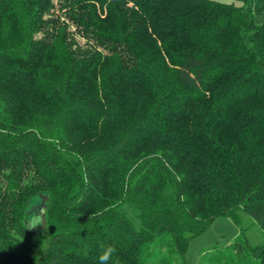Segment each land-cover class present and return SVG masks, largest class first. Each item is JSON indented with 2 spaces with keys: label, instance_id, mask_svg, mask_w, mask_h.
<instances>
[{
  "label": "trees",
  "instance_id": "trees-1",
  "mask_svg": "<svg viewBox=\"0 0 264 264\" xmlns=\"http://www.w3.org/2000/svg\"><path fill=\"white\" fill-rule=\"evenodd\" d=\"M240 1L0 0V264H186L219 217L240 233L198 264H264V0Z\"/></svg>",
  "mask_w": 264,
  "mask_h": 264
},
{
  "label": "rangeland",
  "instance_id": "rangeland-1",
  "mask_svg": "<svg viewBox=\"0 0 264 264\" xmlns=\"http://www.w3.org/2000/svg\"><path fill=\"white\" fill-rule=\"evenodd\" d=\"M226 4H233L241 6L240 0H217ZM257 23L262 24V16H257ZM244 226H250L252 223L251 218L243 214ZM240 233V229L228 217H219L213 224L202 234L190 240L186 250V264H198V257L203 249L212 246L225 247L229 245L232 240ZM251 242L253 244H262L264 236L257 226H251L247 231Z\"/></svg>",
  "mask_w": 264,
  "mask_h": 264
},
{
  "label": "clouds",
  "instance_id": "clouds-1",
  "mask_svg": "<svg viewBox=\"0 0 264 264\" xmlns=\"http://www.w3.org/2000/svg\"><path fill=\"white\" fill-rule=\"evenodd\" d=\"M41 223L39 218L36 219L35 223H30L32 227L37 226ZM97 264H120L118 249L115 244L108 243L101 246L99 249V255L97 258Z\"/></svg>",
  "mask_w": 264,
  "mask_h": 264
},
{
  "label": "water",
  "instance_id": "water-1",
  "mask_svg": "<svg viewBox=\"0 0 264 264\" xmlns=\"http://www.w3.org/2000/svg\"><path fill=\"white\" fill-rule=\"evenodd\" d=\"M48 200V197L45 196V195H41V204H40V207H39V210L42 212L43 214V209L45 207V202ZM35 209V207H34ZM44 224V223H43Z\"/></svg>",
  "mask_w": 264,
  "mask_h": 264
}]
</instances>
